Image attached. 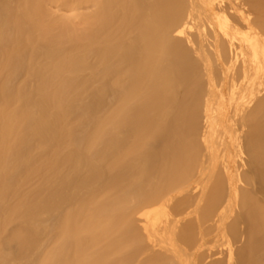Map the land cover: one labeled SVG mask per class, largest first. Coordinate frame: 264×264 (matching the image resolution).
Listing matches in <instances>:
<instances>
[{
	"label": "bare ground",
	"instance_id": "1",
	"mask_svg": "<svg viewBox=\"0 0 264 264\" xmlns=\"http://www.w3.org/2000/svg\"><path fill=\"white\" fill-rule=\"evenodd\" d=\"M0 264H264V0H0Z\"/></svg>",
	"mask_w": 264,
	"mask_h": 264
},
{
	"label": "rangeland",
	"instance_id": "2",
	"mask_svg": "<svg viewBox=\"0 0 264 264\" xmlns=\"http://www.w3.org/2000/svg\"><path fill=\"white\" fill-rule=\"evenodd\" d=\"M148 248H149V246L147 247V245H145L143 248H141V250H137L136 252H135V255H134V260H138L139 259V257L142 255V253H143V251H148ZM145 249V250H144ZM140 251V252H139ZM140 253V254H139ZM150 253V252H149Z\"/></svg>",
	"mask_w": 264,
	"mask_h": 264
}]
</instances>
